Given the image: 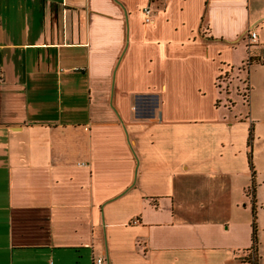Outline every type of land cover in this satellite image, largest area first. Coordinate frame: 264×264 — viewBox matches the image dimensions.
<instances>
[{"label": "crops", "instance_id": "1", "mask_svg": "<svg viewBox=\"0 0 264 264\" xmlns=\"http://www.w3.org/2000/svg\"><path fill=\"white\" fill-rule=\"evenodd\" d=\"M148 1L0 0V264H259L264 0Z\"/></svg>", "mask_w": 264, "mask_h": 264}, {"label": "rangeland", "instance_id": "2", "mask_svg": "<svg viewBox=\"0 0 264 264\" xmlns=\"http://www.w3.org/2000/svg\"><path fill=\"white\" fill-rule=\"evenodd\" d=\"M255 53L253 50L252 52L249 50V56L253 57V60L255 59L254 56L252 55ZM246 59L248 57L247 52L241 53L240 55L237 56L236 61H240L241 58ZM249 57V58H250ZM243 72H238V81H237V86L234 88L232 93H229L231 95L230 97H225L224 99V104L232 109L234 107V110L236 112H241L242 114L248 113V106H247V89L249 88L248 82L251 87V93L250 97L254 98V101L258 99V97H264V89L261 90L259 88V84L262 82L264 83V64H256L253 63L250 69V75L248 74L249 72V63L246 64V66L242 67ZM222 81V79L220 80ZM220 83V82H219ZM231 90L228 88L226 89L225 92H230ZM226 93V94H227ZM227 99V100H226ZM264 102V100H263ZM261 119H264V115H261ZM259 131L261 130L262 133V140H264V123L259 125ZM264 182V173L260 176V181ZM264 188H262V191ZM259 230H260V242H259V264H264V211L259 212ZM263 228V229H262Z\"/></svg>", "mask_w": 264, "mask_h": 264}, {"label": "built area", "instance_id": "3", "mask_svg": "<svg viewBox=\"0 0 264 264\" xmlns=\"http://www.w3.org/2000/svg\"><path fill=\"white\" fill-rule=\"evenodd\" d=\"M157 1H162L163 4H167L170 0H149L148 4L143 8V16H144V22L145 24H152L154 22L155 18V12L152 9V5L157 2ZM257 39V34L256 33H251L250 35V40L252 42L256 41ZM259 61L264 64V56H261L259 58ZM104 258L99 257L94 260L93 264H104Z\"/></svg>", "mask_w": 264, "mask_h": 264}, {"label": "trees", "instance_id": "4", "mask_svg": "<svg viewBox=\"0 0 264 264\" xmlns=\"http://www.w3.org/2000/svg\"><path fill=\"white\" fill-rule=\"evenodd\" d=\"M253 63H254L253 57H250L249 65H251ZM248 85H249V83H248ZM248 87L249 88L247 89V96H246L247 101L249 99V94H250V90H251L250 85ZM253 242H254V249L257 250V248H258V239H257V235H256V230H255L254 235H253ZM252 264H258V260L253 261Z\"/></svg>", "mask_w": 264, "mask_h": 264}]
</instances>
